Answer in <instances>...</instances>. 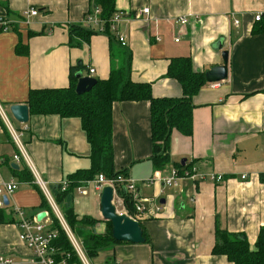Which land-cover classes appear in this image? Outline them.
<instances>
[{
  "label": "crops",
  "instance_id": "0c3cea01",
  "mask_svg": "<svg viewBox=\"0 0 264 264\" xmlns=\"http://www.w3.org/2000/svg\"><path fill=\"white\" fill-rule=\"evenodd\" d=\"M32 8L39 14L24 18L23 12ZM92 9L90 0H0V17L13 24L9 32H0V103L17 128L24 126L10 107L27 104L31 89L68 87L72 67L82 66L83 76L105 80L130 57L133 81L151 84L155 97L180 98L182 86L166 75L171 59L190 57L195 71L206 73L223 65L222 54L229 52L228 79L215 88L208 83L193 97V133L173 132L170 164L164 170L151 160L150 103L114 104L115 170L126 171L137 183L145 199L138 221L151 242L116 244L100 251L93 264H232L212 253L217 227L243 234L255 250L264 227V33L253 30L255 17L264 14V0H116V11L126 14L120 33L127 47L115 33L96 26L89 41L72 33L73 27H85ZM181 17L189 23H177ZM91 67L96 70L92 76ZM26 125L23 140L54 196L64 179L91 168V146L81 119L30 115ZM15 151L0 127V184L19 183L8 199L10 207L0 209L5 218L0 256L13 258L15 264H35L10 211L18 206L33 217L48 208H43L44 196L33 181H21L14 173L24 168L12 167ZM181 164L203 174H221L224 181L152 183ZM81 188L87 194L76 190L68 201L79 218L99 220L96 231L104 233L102 192L94 181Z\"/></svg>",
  "mask_w": 264,
  "mask_h": 264
},
{
  "label": "trees",
  "instance_id": "16d2710c",
  "mask_svg": "<svg viewBox=\"0 0 264 264\" xmlns=\"http://www.w3.org/2000/svg\"><path fill=\"white\" fill-rule=\"evenodd\" d=\"M92 4L91 16L94 8L100 11L99 18L103 22L104 31L111 33L110 19L117 12L116 0H90ZM13 26V25H12ZM93 28L76 26L72 33L89 41L93 34ZM254 33H264V14L261 20L256 22ZM131 58L128 57L118 68L111 70L110 76L105 80H97L95 87L86 94L78 95L76 86L78 79L76 74L82 70V66L71 68L70 85L66 88L31 89L27 105L30 115H59L63 118L77 117L81 119L83 129L91 146V168L79 170L66 179L70 182L65 192L60 191L55 196L56 202L64 217L77 237L83 242L88 256L93 259L100 251L122 243L113 238L112 224L107 222L104 233H98L96 226L99 220L85 216L79 218L67 197L74 193L84 183L97 179L101 174L109 179L120 175L128 176L126 171H116L114 164L113 148V106L116 102L148 101L151 114L152 137V162L157 170H164L170 164V140L174 131L184 135L193 133V97L208 83L205 73L196 72L190 57H176L171 59L167 77L180 83L183 96L180 98L155 97L152 86L146 82H135L131 78ZM1 127H4L0 120ZM7 132V131H6ZM8 134V132H7ZM9 135V134H8ZM189 167L178 165L181 170ZM21 181H33L31 172L24 166L23 170L15 171ZM264 181V174L261 175ZM44 207L48 204L43 197ZM129 209L130 206H129ZM53 220L52 230L57 232L54 247L58 250L57 260L67 259L68 264H81L75 254L65 232L58 220L51 214ZM3 211L0 210V223L4 222ZM143 227V226H142ZM146 243H150V237L145 230ZM216 240L212 253L225 256L232 264H264V227L261 228L256 249L252 250L246 236L240 233H232L224 229L216 228Z\"/></svg>",
  "mask_w": 264,
  "mask_h": 264
},
{
  "label": "built area",
  "instance_id": "2783aa9c",
  "mask_svg": "<svg viewBox=\"0 0 264 264\" xmlns=\"http://www.w3.org/2000/svg\"><path fill=\"white\" fill-rule=\"evenodd\" d=\"M144 13H149L146 9ZM39 12L36 9H28L23 12L24 18H31L38 15ZM100 11L98 9L94 10L93 15L85 19V26L88 28H99L102 32L104 31L103 22L99 18ZM124 12H116L110 19V30L117 35L120 44L123 47H127L126 37L120 33L121 24L125 21ZM261 15L255 17L256 22L261 20ZM190 21L187 17H181L177 19V23L181 25H186ZM239 22H235L237 26ZM10 21L5 18L0 17V32H9L11 29ZM179 41V40H177ZM96 73L95 68H89V74L92 76ZM212 87L219 86V83L211 85ZM7 108L0 103V120L8 132L12 143L15 146V154L13 156V162L17 165H23L29 169L33 177V183L42 192L47 204L48 209L43 213L44 216L39 219V216H29L26 211L20 207H14L10 213L16 217V224L21 229L20 239L26 244V246L33 251L35 256V264H68L67 259L57 260L58 250L54 247V241L57 238V232L52 230L53 220L51 214L55 216L58 220L61 228L65 232L75 254L77 255L81 264H93L90 257L88 256L83 242L75 235L70 226L68 225L64 214L59 208L55 196L50 190L49 183L46 182L38 169L36 168L34 161L27 149V146L23 140L24 133L27 131L28 127L24 124L23 128H17L12 119ZM1 127V125H0ZM209 179L215 184H220L224 181V177L221 174H203L197 172L195 169H174L172 174L167 177L158 176L152 181H161L164 186L177 185L181 180H206ZM242 179H246V176H242ZM95 189L102 192L104 188L111 187L114 190L113 204L119 214H126L131 218L138 220L139 217L144 213L145 208L143 206V201L145 200L140 193L139 187L135 181H133L128 176L120 175L116 178L109 179L103 174L99 175L96 180H94ZM70 185L67 179H64L60 184V191L65 192ZM19 183L15 180L4 182L0 184V209L9 208L10 205L6 204L4 198L9 199L15 191L18 189ZM126 190V194L124 193ZM81 194H87L86 190L81 187L77 189ZM129 206L131 209H129ZM0 264H15L14 259L8 256H0Z\"/></svg>",
  "mask_w": 264,
  "mask_h": 264
},
{
  "label": "water",
  "instance_id": "95a60500",
  "mask_svg": "<svg viewBox=\"0 0 264 264\" xmlns=\"http://www.w3.org/2000/svg\"><path fill=\"white\" fill-rule=\"evenodd\" d=\"M223 65L216 66L205 73L206 81L209 84H215L224 82L229 76V52L224 51L222 54ZM78 83L76 86V93L78 95H83L89 93L97 84V80L93 77L83 76L82 72L76 74ZM10 113L13 118L21 123L27 124L30 120V111L27 104H16L10 107ZM183 164L186 160H183ZM13 168L18 169L17 164L12 165ZM126 194V190L124 189ZM114 190L111 187H106L102 191L101 195V214L106 222L112 224V234L113 238L117 242H126L132 244H143L146 242L144 237V230L142 224L126 214H119L116 207L113 204ZM5 203L8 205L9 200L7 197L4 198ZM164 200L162 203L164 204ZM44 216V213L39 215V219Z\"/></svg>",
  "mask_w": 264,
  "mask_h": 264
},
{
  "label": "rangeland",
  "instance_id": "374dc122",
  "mask_svg": "<svg viewBox=\"0 0 264 264\" xmlns=\"http://www.w3.org/2000/svg\"><path fill=\"white\" fill-rule=\"evenodd\" d=\"M9 115V114H8ZM18 125V124H17ZM22 125H24V124H22ZM91 259V258H90ZM93 259H91V261H92ZM93 262V261H92Z\"/></svg>",
  "mask_w": 264,
  "mask_h": 264
}]
</instances>
